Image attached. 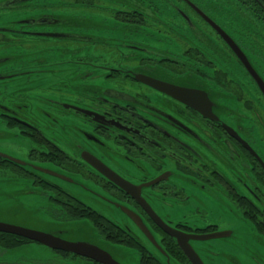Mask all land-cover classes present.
I'll return each mask as SVG.
<instances>
[{
	"label": "flooded vegetation",
	"instance_id": "flooded-vegetation-1",
	"mask_svg": "<svg viewBox=\"0 0 264 264\" xmlns=\"http://www.w3.org/2000/svg\"><path fill=\"white\" fill-rule=\"evenodd\" d=\"M28 1L0 4V80L12 82L0 153L26 162L0 156V177L39 189L30 201L57 234L83 239L64 227L89 222L138 264H192L149 209L200 238L189 243L204 264H232L250 242L242 263L264 264V0H60L22 19ZM16 237L0 247L35 242ZM210 241L220 246H195Z\"/></svg>",
	"mask_w": 264,
	"mask_h": 264
},
{
	"label": "rangeland",
	"instance_id": "rangeland-1",
	"mask_svg": "<svg viewBox=\"0 0 264 264\" xmlns=\"http://www.w3.org/2000/svg\"><path fill=\"white\" fill-rule=\"evenodd\" d=\"M60 0H31L28 1L26 6V13L23 12L21 14L22 19L28 18L31 15L35 16L37 14L48 13L47 10H30L29 8L44 5L47 3H55L59 4ZM217 4L219 6H224L227 8V2L225 0H218ZM50 9V7H49ZM220 17L225 20V17L220 15ZM34 43V42H31ZM1 56V55H0ZM11 61L8 63L0 64V73L3 71V68H7ZM22 78V77H17ZM12 82H4L0 80V99L8 96V91L10 89V85ZM22 88L29 89L34 88L33 86L23 85ZM30 92L25 91L24 94H29ZM46 179H52L47 175H43ZM3 177H0V222L9 223L13 225H19L22 227H26L29 229L37 230V231H47L48 220L52 218L49 214L40 206V203L35 205L34 202L30 201L31 196H35L39 194V189H35L30 186L25 180H21V182L12 183V181H5ZM19 188L17 191L10 192L9 190L12 188ZM37 190V192L30 193V190ZM83 223H86L84 225ZM74 231L80 230L79 233H83L89 237H96L98 241H101L103 248L108 251L116 261L120 264H138L139 255L135 250L130 248L123 247L121 245H117L111 243L109 241L101 240L98 237L97 232L92 227L89 222L85 221H77L72 223L69 227ZM74 231H72L73 234ZM217 242H207V243H195L197 248L199 247H214L220 246ZM253 243L250 242L245 245H235L233 251V258L228 257L232 264H243L242 261L248 257V252L253 250ZM234 259V261H233ZM0 261L4 263H13V264H68L66 262H62L56 257V254L50 250L48 247H45L41 244L37 243H27L16 249H2L0 247ZM225 262V261H223ZM70 264H74L73 262Z\"/></svg>",
	"mask_w": 264,
	"mask_h": 264
},
{
	"label": "water",
	"instance_id": "water-1",
	"mask_svg": "<svg viewBox=\"0 0 264 264\" xmlns=\"http://www.w3.org/2000/svg\"><path fill=\"white\" fill-rule=\"evenodd\" d=\"M253 74V73H252ZM255 77V75H254ZM3 77L0 76V79ZM256 78V77H255ZM257 79V78H256ZM258 80V79H257ZM258 83L262 90L264 91V84L258 80ZM1 157H4L8 160L14 161L15 163L25 166L26 162L23 160H17L13 157H10L6 154L0 153ZM30 171L33 172H41L44 174H48V176L52 175L55 177L64 178L62 175H59L58 173L54 172L51 169L39 166V165H33L28 167ZM114 182L125 189L128 193H132L134 188H131L127 186L126 184L121 183L120 181L114 180ZM149 214L152 216V218L159 224L160 228L170 235L172 238L176 240L177 245L180 247V249L183 251V253L189 258V260L192 262V264H204L198 254L195 252L193 247L189 243V239H197L201 240L198 237L187 235L179 230L172 229L165 224L161 223L159 218L152 212L151 209H149ZM47 231H37L33 229H29L26 227H22L19 225H13L9 223L0 222V232L13 234L16 236L24 237L29 240H33L35 242H38L44 246L50 247L52 249H60L63 251L71 252L79 256H83L85 258L91 259L95 262H98L100 264H120L118 261L115 260V258L103 248V245L101 244V241H98L96 237H89L87 235L78 236L83 237V239H76L69 240V238H64L62 234H57L53 231L55 222L52 220H48ZM68 227H64L66 230L64 231L63 235H73L72 229ZM142 231L146 234L147 237L157 246L160 248V246L156 243L153 236L145 229L142 228ZM80 230L74 231L76 234L79 233ZM221 236V232H217L215 234L209 235L203 239H212V238H218ZM99 237V236H98ZM165 253V251H164Z\"/></svg>",
	"mask_w": 264,
	"mask_h": 264
},
{
	"label": "trees",
	"instance_id": "trees-1",
	"mask_svg": "<svg viewBox=\"0 0 264 264\" xmlns=\"http://www.w3.org/2000/svg\"><path fill=\"white\" fill-rule=\"evenodd\" d=\"M92 227L95 229V231L97 232L98 236L100 237L102 235V233H104L105 231L103 230H99L95 225H92ZM101 234V235H100ZM113 235H115L114 232H112ZM104 236V235H103ZM164 236V235H163ZM166 237V236H165ZM105 238V237H104ZM106 239V238H105ZM107 240V239H106ZM110 240V239H108ZM0 243L7 246V247H14L16 245H18L20 242L18 241V237L14 236V235H10V234H4V233H0ZM128 248H133L135 249V247H133L132 245L128 244L127 246ZM166 251V250H165ZM138 252L140 253L141 251L138 250Z\"/></svg>",
	"mask_w": 264,
	"mask_h": 264
},
{
	"label": "snow or ice",
	"instance_id": "snow-or-ice-1",
	"mask_svg": "<svg viewBox=\"0 0 264 264\" xmlns=\"http://www.w3.org/2000/svg\"><path fill=\"white\" fill-rule=\"evenodd\" d=\"M4 3V0H0V4Z\"/></svg>",
	"mask_w": 264,
	"mask_h": 264
}]
</instances>
